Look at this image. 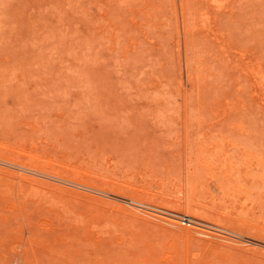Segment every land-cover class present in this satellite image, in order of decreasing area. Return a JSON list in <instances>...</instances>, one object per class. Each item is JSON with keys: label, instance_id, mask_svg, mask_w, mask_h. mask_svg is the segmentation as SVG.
<instances>
[{"label": "rangeland", "instance_id": "374dc122", "mask_svg": "<svg viewBox=\"0 0 264 264\" xmlns=\"http://www.w3.org/2000/svg\"><path fill=\"white\" fill-rule=\"evenodd\" d=\"M0 264H264V0H0Z\"/></svg>", "mask_w": 264, "mask_h": 264}, {"label": "built area", "instance_id": "2783aa9c", "mask_svg": "<svg viewBox=\"0 0 264 264\" xmlns=\"http://www.w3.org/2000/svg\"><path fill=\"white\" fill-rule=\"evenodd\" d=\"M182 224H184V225H191V223H190V219H188V217H182Z\"/></svg>", "mask_w": 264, "mask_h": 264}, {"label": "bare ground", "instance_id": "6f19581e", "mask_svg": "<svg viewBox=\"0 0 264 264\" xmlns=\"http://www.w3.org/2000/svg\"><path fill=\"white\" fill-rule=\"evenodd\" d=\"M170 218H171V217H170ZM168 219H169V218H168ZM170 220H172V221H176V220H173V219H170ZM174 223L176 224V222H174ZM201 228H202V227H201ZM199 229H200V228H199ZM196 230H197V229H196ZM202 234H203V233H202ZM202 234H201V235H202Z\"/></svg>", "mask_w": 264, "mask_h": 264}]
</instances>
